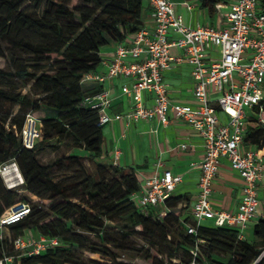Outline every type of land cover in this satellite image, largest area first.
<instances>
[{"label": "trees", "instance_id": "trees-1", "mask_svg": "<svg viewBox=\"0 0 264 264\" xmlns=\"http://www.w3.org/2000/svg\"><path fill=\"white\" fill-rule=\"evenodd\" d=\"M199 1L210 15L221 14L228 3ZM0 5L8 14L0 29V40L17 26L44 34L39 41L21 37L15 42L33 57L32 68L0 67V100L21 108L31 106L42 127L40 140L30 149L21 138L25 116L11 117V112L0 115V164L15 158L26 192L20 196L14 188L5 189L0 174V215L16 203L26 202L31 207L24 218L9 226L14 235L0 239V258L14 248V238L32 229L60 238L63 245L39 254H22L14 264H85L82 256L91 258L98 252L86 249L87 236L74 227L97 235L106 228L107 220L127 215L157 250L152 252L131 243L127 234L118 239V247L153 264H190L193 249L203 264H264V215L253 227L252 240L240 238L239 230L231 226L200 225L196 233H188L184 223L190 221V217H184L188 206L181 205L187 198H169V212L162 218L153 210H141L132 197L142 187L134 169L98 162V171L92 175L77 154L61 155L47 164L38 158L44 144L66 136L89 150L90 159L101 155L104 133L99 124L100 111L83 105L86 95L100 89L94 84L96 80H86L85 75L100 67L103 47L125 41L144 27L146 0H0ZM16 79L32 83L34 95L39 96L16 91ZM45 110L58 116L46 117ZM250 121L244 144L263 150L264 123H256L253 116ZM63 171L70 174L59 177ZM28 193L50 200V205L46 208L41 202L31 201ZM176 258L180 262L173 261ZM113 261L129 264L115 254Z\"/></svg>", "mask_w": 264, "mask_h": 264}, {"label": "built area", "instance_id": "built-area-1", "mask_svg": "<svg viewBox=\"0 0 264 264\" xmlns=\"http://www.w3.org/2000/svg\"><path fill=\"white\" fill-rule=\"evenodd\" d=\"M146 1L152 9L153 27L144 26L117 44L107 62L108 75L132 79L131 84L122 88L133 102L126 117L157 120L165 125L181 119L204 138L205 154L197 163L201 170L199 193L187 216L192 222H184L188 233H196L203 221L211 220L215 226L237 228L240 238H244V230L260 212L259 184L264 182L262 152L258 148H243L251 116L256 123H264V0H233L220 25L207 23L195 27L184 22L173 0ZM174 47L181 49L183 56L172 54ZM182 59L192 66L193 96L197 102L194 105L172 100L164 77V72ZM85 79L102 82L105 76L90 72ZM145 93L152 95L151 106L146 104ZM111 101L110 91L101 89L86 95L83 105L100 111L99 124L103 126L124 116L107 112ZM220 112L225 114V120ZM39 137V121L30 113L21 131L24 146L33 149ZM120 153L117 148L116 159ZM223 158L230 160L245 182L236 212L216 209L211 199ZM12 168L19 169L15 158L9 164H0V174L7 185L18 181ZM181 181L182 176L170 170L155 172L132 197L143 211L159 209L163 204L164 209L157 212L162 218L169 212L166 201ZM30 209L29 203L20 202L1 214L0 239L6 237L4 230L24 218ZM13 245L22 254L33 255L62 246L63 241L42 234L21 235L14 238ZM192 253L190 264H203L196 259L194 249ZM14 262L15 257L6 253L0 258V264Z\"/></svg>", "mask_w": 264, "mask_h": 264}, {"label": "crops", "instance_id": "crops-1", "mask_svg": "<svg viewBox=\"0 0 264 264\" xmlns=\"http://www.w3.org/2000/svg\"><path fill=\"white\" fill-rule=\"evenodd\" d=\"M173 1L176 11L183 16L184 22L195 27L207 23L215 26L220 25L224 12L228 10L230 2L233 0H228L226 6L222 7V13L216 15H210L208 9L204 8L199 0ZM153 25L152 9L148 5L144 26L151 29ZM116 48L117 44H112L101 49L103 61L95 73L104 75L105 80L95 81L94 84L100 90L110 91L112 101L107 112L112 116L117 113L124 114V116L103 125L104 142L100 156L95 157L94 160L90 159L88 157L90 151L83 146L88 151V163L84 162V165L95 166L98 162H105L124 169H134L141 186L145 183L146 178L155 172L162 173L170 170L173 174L182 176V181L173 192V197L187 198L188 201L181 204L188 206L184 216L187 217L199 193L201 170L197 163L202 160L205 154L204 138L193 126L181 119H175L165 125L157 120H135L125 116L131 110L133 102L123 93L122 88L124 84H131L132 79L108 75L107 62L112 58ZM172 54L178 57L183 56L182 50L176 47L172 48ZM164 77L170 86L169 93L172 100L193 105L197 103L193 96L192 66L187 60L182 59L174 62L173 67L164 72ZM145 101L148 106L152 105L150 93H145ZM220 117L222 120L226 119L222 112H220ZM183 144L186 147H182ZM117 148L121 150V153L116 159L115 150ZM243 148L255 147L244 144ZM260 151L264 156L263 150L260 149ZM96 172L91 174L95 175ZM244 183L239 172L232 168L230 160L223 158L219 172L214 179V191L211 198L214 207L219 210L236 212L243 196ZM259 198L261 200L260 212L244 230V239H253V227L264 215V182L259 184ZM159 209L163 210L164 205L161 204ZM159 209L152 210L157 214ZM203 225H213V221L205 220Z\"/></svg>", "mask_w": 264, "mask_h": 264}, {"label": "rangeland", "instance_id": "rangeland-1", "mask_svg": "<svg viewBox=\"0 0 264 264\" xmlns=\"http://www.w3.org/2000/svg\"><path fill=\"white\" fill-rule=\"evenodd\" d=\"M226 6V5H225ZM148 9H146V12ZM43 7L40 8L39 14H42ZM8 14L1 8L0 5V29L3 27V21L8 19ZM43 33H37L35 31H26L22 27L17 26L14 27V29L11 30V32L0 40V67L4 68L6 70H16L20 68L23 65L29 66L32 68L33 64V57L29 52H26L24 50H21L15 45V42L18 41L21 37L31 39L33 41H39L43 38ZM53 59L48 60L46 64L48 65L50 62H52ZM18 87L16 91L21 92L23 94H30L31 96H39L34 95V92L32 91V83H25L24 81H21L19 79H16L14 82ZM9 88V87H7ZM7 112H11V117L15 116L16 114H19L20 116H25V123L27 121L28 115L33 112L32 107H25L21 108L20 105H14L10 102H6L4 100H0V115H4ZM46 117H57V112H52L49 110H45ZM45 117V118H46ZM41 126H40V133H41ZM262 137L264 138V132H262ZM41 138V135L39 137V140ZM264 152V148H263ZM67 154H77L82 157V163L84 162L88 163L87 160V154L88 151L83 148V145L75 143L73 138L71 136H66L64 138H56L52 140L50 143H46L43 146V149L38 152V158L41 163L47 164L54 160L56 157L61 155H67ZM12 159L9 158L6 163H11ZM108 164V163H107ZM112 165V164H109ZM85 166V165H84ZM87 172L90 174L93 172L98 171V164L95 166L86 165L85 166ZM16 173V172H14ZM97 173V172H96ZM70 173H66L65 171L60 172L58 174L59 177L63 175H67ZM17 176V173L15 174ZM18 178V176H17ZM17 185L13 187L19 195L25 194L24 190V183L23 181H20L17 179ZM4 187L5 189H8V185L4 180ZM31 201L34 202H41L43 203L46 208L50 205V200H42L38 199L35 196L31 195L30 193L27 194ZM191 222L192 220L189 219ZM70 225V224H69ZM77 232L80 234H83L87 236L86 243V249L91 252L92 250H97L98 253H93V256L91 257L92 260H97L101 264H116L113 261L114 254L118 256V260H123L129 264H153L151 261H148L142 257H138L133 252L126 251L122 248L118 247V239L124 236V234L128 235V239L131 243L136 244L139 247H142L144 249H151L152 252H155L157 250V247L152 244L150 238L137 230V227L134 225L133 220L130 216H124L122 218H118L114 221L107 220V226L103 231H100L99 234H95L90 231H82L74 227ZM27 235L38 237V233L32 229L27 230ZM4 235L6 237H12L14 233L11 231L10 227L6 228L4 230ZM126 239V238H125ZM128 242V241H127ZM9 255L14 256L15 258H19L22 253L16 250L15 248L9 249ZM83 254V253H82ZM104 254H108L111 257H104ZM180 254H182L180 252ZM221 258H225V256H220ZM85 264H95L93 261H91V258H88L87 256L81 257ZM173 261L180 262L179 258L173 259ZM203 263V262H202ZM167 264V263H166Z\"/></svg>", "mask_w": 264, "mask_h": 264}, {"label": "bare ground", "instance_id": "bare-ground-1", "mask_svg": "<svg viewBox=\"0 0 264 264\" xmlns=\"http://www.w3.org/2000/svg\"><path fill=\"white\" fill-rule=\"evenodd\" d=\"M12 170H13V172H16V173H17L18 179H19L20 181H23V180H24L23 175H22L20 169L12 168ZM8 182H9V181H8ZM17 184H18V183H13V184H10V183H9L8 186L13 187V186H15V185H17Z\"/></svg>", "mask_w": 264, "mask_h": 264}]
</instances>
